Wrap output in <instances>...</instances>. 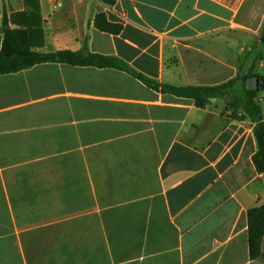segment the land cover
<instances>
[{"label": "crops", "instance_id": "crops-1", "mask_svg": "<svg viewBox=\"0 0 264 264\" xmlns=\"http://www.w3.org/2000/svg\"><path fill=\"white\" fill-rule=\"evenodd\" d=\"M40 5L39 52L128 70L46 63L0 75V264H264L248 243L247 213L264 204L254 123L228 97L201 109L161 91L234 78L226 35L256 37L264 0ZM4 7L21 12L24 0H0V51ZM101 13L123 30L96 29Z\"/></svg>", "mask_w": 264, "mask_h": 264}, {"label": "trees", "instance_id": "trees-1", "mask_svg": "<svg viewBox=\"0 0 264 264\" xmlns=\"http://www.w3.org/2000/svg\"><path fill=\"white\" fill-rule=\"evenodd\" d=\"M101 1L109 6L116 3V0ZM24 6V10L17 13H9L4 7L2 17L4 38L0 51V75L17 73L46 63L128 70L114 57L72 51L39 52L38 49L45 45L40 0H24ZM93 25L104 33L119 34L123 30L122 25L109 22L103 13L95 15ZM261 39L264 42V26ZM254 69L252 66L250 72L244 73L241 66L234 78L218 85L183 88L164 85L161 91L177 97L192 99L195 106L201 109L205 108L211 99L232 98L230 106L237 109L242 107L245 116L254 123V137L258 150L253 157V162L257 172L264 173V115L261 104L257 101L260 93L264 92V76H253ZM130 74L149 87L159 90L157 84L148 81L140 74L134 72ZM253 77L257 82H254L253 87L249 89L248 80ZM247 220L250 258L264 261V204L250 209L247 213Z\"/></svg>", "mask_w": 264, "mask_h": 264}, {"label": "rangeland", "instance_id": "rangeland-1", "mask_svg": "<svg viewBox=\"0 0 264 264\" xmlns=\"http://www.w3.org/2000/svg\"><path fill=\"white\" fill-rule=\"evenodd\" d=\"M264 26V25H263ZM262 30L259 34L254 37L253 35H243L241 33H231L227 34L226 37H231L233 44L235 46L234 52H239V65L245 66V73L250 72L251 65L255 68L252 72V75L264 76V42L261 39ZM225 37V34L223 35ZM223 40V37L221 38ZM246 47L245 51L242 52L241 49ZM253 62V63H252ZM252 86L254 84V77L251 78ZM264 96V92L260 93V96ZM261 97H258L257 101L260 102ZM231 103L232 98H227ZM261 107L264 109V103L261 104ZM242 107L239 110H234L233 116H237Z\"/></svg>", "mask_w": 264, "mask_h": 264}, {"label": "water", "instance_id": "water-1", "mask_svg": "<svg viewBox=\"0 0 264 264\" xmlns=\"http://www.w3.org/2000/svg\"><path fill=\"white\" fill-rule=\"evenodd\" d=\"M254 82H257V80L255 79ZM251 83H252V80L249 79V80H248V88H249V89H251V88L253 87Z\"/></svg>", "mask_w": 264, "mask_h": 264}]
</instances>
